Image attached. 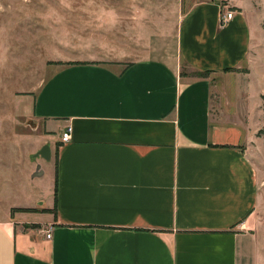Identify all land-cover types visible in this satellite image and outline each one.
<instances>
[{"label": "crops", "instance_id": "1", "mask_svg": "<svg viewBox=\"0 0 264 264\" xmlns=\"http://www.w3.org/2000/svg\"><path fill=\"white\" fill-rule=\"evenodd\" d=\"M226 1L199 0L144 59L126 62L120 48L51 65L34 100L53 164L50 180L41 184L48 166L38 178L47 199L15 207L37 209L36 219H0V264H260L243 225L261 200L252 159L261 140L225 107L224 89L236 77L250 85L238 71L253 47L254 9L235 0L222 25ZM214 84L224 102L215 123Z\"/></svg>", "mask_w": 264, "mask_h": 264}, {"label": "rangeland", "instance_id": "2", "mask_svg": "<svg viewBox=\"0 0 264 264\" xmlns=\"http://www.w3.org/2000/svg\"><path fill=\"white\" fill-rule=\"evenodd\" d=\"M198 1L0 0V219L16 206L47 199L38 178L48 166L41 184L50 180L53 164L36 156L48 143L34 115V100L51 74V65L105 58L120 48L130 53L126 62L144 59L160 35L178 31ZM251 1L254 43L247 64L238 71L250 85L239 87L236 77L227 80L224 89L225 107L242 112L261 140L254 145L252 158L262 177L261 200L243 229L255 238L260 264H264V88L257 77L264 73V0ZM232 2L226 4L237 10ZM214 86L215 123L221 119L224 102L217 98ZM26 217L36 219V214Z\"/></svg>", "mask_w": 264, "mask_h": 264}, {"label": "built area", "instance_id": "3", "mask_svg": "<svg viewBox=\"0 0 264 264\" xmlns=\"http://www.w3.org/2000/svg\"><path fill=\"white\" fill-rule=\"evenodd\" d=\"M235 16V12L233 10L227 9L223 12L222 14V19H221V24L226 25L228 24ZM72 137V128L69 126L62 134L61 137V142L62 143H67L70 142ZM46 238L48 240L52 239L53 237V228L50 227L45 231Z\"/></svg>", "mask_w": 264, "mask_h": 264}, {"label": "trees", "instance_id": "4", "mask_svg": "<svg viewBox=\"0 0 264 264\" xmlns=\"http://www.w3.org/2000/svg\"><path fill=\"white\" fill-rule=\"evenodd\" d=\"M227 71H233L232 69H228ZM210 72H204V73H197L195 74L197 77L206 78L208 77ZM49 210H43V212H48ZM12 214L14 213H33L38 212L37 209H31V208H14L12 209ZM235 227V226H234Z\"/></svg>", "mask_w": 264, "mask_h": 264}, {"label": "water", "instance_id": "5", "mask_svg": "<svg viewBox=\"0 0 264 264\" xmlns=\"http://www.w3.org/2000/svg\"><path fill=\"white\" fill-rule=\"evenodd\" d=\"M37 157H42L46 160H50L51 159V151H50V147L48 145L44 146L43 149L38 152V154H36Z\"/></svg>", "mask_w": 264, "mask_h": 264}]
</instances>
